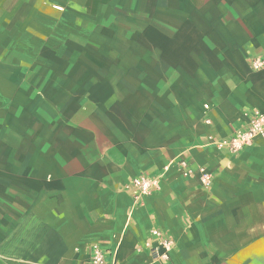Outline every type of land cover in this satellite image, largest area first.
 Listing matches in <instances>:
<instances>
[{"label":"crops","instance_id":"1","mask_svg":"<svg viewBox=\"0 0 264 264\" xmlns=\"http://www.w3.org/2000/svg\"><path fill=\"white\" fill-rule=\"evenodd\" d=\"M255 57L264 0H0V264H264V137L214 144L264 112Z\"/></svg>","mask_w":264,"mask_h":264},{"label":"built area","instance_id":"2","mask_svg":"<svg viewBox=\"0 0 264 264\" xmlns=\"http://www.w3.org/2000/svg\"><path fill=\"white\" fill-rule=\"evenodd\" d=\"M251 68L258 71L264 68V59L255 57L251 60ZM205 111H209L210 106H204ZM246 124L235 132L231 137L223 141L215 142V146L225 149L231 155H237L248 147H251L255 141L264 137V112L260 110H250L245 114ZM211 124L210 118L205 121ZM184 178H192L197 176L200 185L203 188H210L214 181V175L206 167H198L194 169L186 158H180L177 161ZM167 170L169 167L166 168ZM132 190L135 203H140L143 198L152 195L160 189V178L141 175L134 178L128 185ZM153 240L147 244V250L156 260L168 261L172 251L175 249V241L172 237L165 234L160 229H154L151 232ZM91 264H120L115 257L110 259L98 244L91 247Z\"/></svg>","mask_w":264,"mask_h":264}]
</instances>
